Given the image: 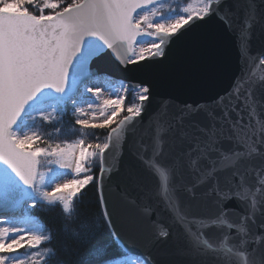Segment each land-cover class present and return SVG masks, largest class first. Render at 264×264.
I'll return each instance as SVG.
<instances>
[{"label":"snow or ice","instance_id":"6c2138e0","mask_svg":"<svg viewBox=\"0 0 264 264\" xmlns=\"http://www.w3.org/2000/svg\"><path fill=\"white\" fill-rule=\"evenodd\" d=\"M36 2L37 0H0V165L5 166L26 189L35 194L34 198L25 202V208L48 211L53 206L61 205L65 225L80 221L81 214L73 206L74 202L79 201L90 183L98 184L99 202L104 208L103 217L108 222L112 236L119 240V233L112 223V213L108 211V197L104 194L106 179L103 173L107 171L104 157L106 151L113 147L118 150L125 135L140 122L151 92L148 85L121 83L110 98L102 99L103 89L93 82L95 74L91 69L94 62L109 51L124 67L164 57L166 45L180 32L213 14L221 15L222 10L218 7L220 0H201V6L195 11L190 7L179 10L188 13L187 16L178 14L177 10L171 9L163 0H71L66 4L65 0H43L39 14L29 8ZM57 8L60 10L57 11ZM44 9L51 11L45 14ZM226 15L227 12L224 11L221 18ZM166 16L175 19H166ZM258 59L264 65V55ZM77 76L80 78L79 83L75 79ZM131 92L136 95L125 108L127 94ZM231 97L232 93H228L211 105L185 106L176 120L183 123L185 117L200 110L212 121H220L221 126L228 122L236 129L242 124V119L237 112L238 118L232 122L230 111L236 110L238 100L243 99L247 103L250 96L238 95L236 99ZM98 100H102L99 105L96 104ZM69 104L75 113L82 112L79 105H87L92 112L91 120L78 118L75 124L82 129L105 130L107 135L103 142L86 144L84 140H80L76 145L68 147L55 144L44 148L38 146L41 138L35 132L25 131L20 134L15 130L14 126L25 118V112L30 107H34V113L47 121L52 119V113L63 111ZM213 105L222 108V116L214 115L210 110ZM97 109L99 116L95 114ZM196 128L199 132L208 134L205 128L198 125ZM162 139L158 130L154 156L162 155ZM241 139L246 140L247 150L237 155L261 157V164L253 165L251 170L259 171L264 176V151L261 150L264 148V130H261L259 136L253 132ZM215 142L214 138L211 143L202 142L200 136L193 135L189 138L191 146L183 153L187 158V167L195 178V183L185 186V191L192 199L203 202L208 213L206 218L189 220L186 213L182 215V210L177 209L173 203L167 186L161 194L171 205L175 213L174 219L186 228L193 224L199 229L220 227L225 225L226 215L237 217L227 226L236 229L240 238L238 247L224 248L222 245L213 249L202 235L193 233V247L197 251L201 248L211 250L221 264H264V220L258 221V216L264 217V178L258 181V187H244L247 172L237 171L222 185L220 178L215 175L217 169L200 166L202 159H209L210 152L219 151L213 146ZM42 156L48 158V164L71 170L78 178L56 181L51 187H45V171L53 173L56 170L48 167L41 171ZM93 156L100 160L99 178L88 174V165L93 164ZM149 166L167 181L166 170L174 171L179 166V159L172 164L163 165L149 162ZM202 184L207 185L206 191L197 193V187ZM18 195L14 184L5 182L0 185V208L10 207ZM119 196L128 205L137 206L136 201L130 199L125 192H120ZM232 197H240L244 201L242 214L222 207L223 202ZM213 207L216 209L215 214L212 212ZM140 211L147 217V207ZM33 220L39 225L38 228L27 224L20 228L16 226L17 223L10 222L8 216H0V224L7 225L0 227V264H28L29 261L31 264H51L44 257L55 255L52 248H44L39 252L33 250L41 246L42 242L51 243L55 236L45 235L44 226L38 219ZM151 223L155 229L153 240L167 237L168 232L157 221ZM102 227L100 223L84 219L79 223L77 234L87 239ZM153 240L145 239V248ZM22 248L32 252V257L21 259L19 250ZM97 255L101 257L100 264H132L127 250L121 254L127 257L124 260L103 259L101 251ZM59 264L66 262L61 261ZM136 264L153 262L148 256H136Z\"/></svg>","mask_w":264,"mask_h":264},{"label":"water","instance_id":"95a60500","mask_svg":"<svg viewBox=\"0 0 264 264\" xmlns=\"http://www.w3.org/2000/svg\"><path fill=\"white\" fill-rule=\"evenodd\" d=\"M218 7L221 15L227 12L224 18L213 14L195 22L166 45L164 57L124 67L109 51L98 58L91 69L94 78L104 75L126 84L150 86L151 95L140 122L125 135L118 150L113 147L106 151L104 167L107 171L103 175L108 211L120 236L118 242L131 255L148 256L153 264H221L211 250L197 251L193 247V233L202 235L213 249L222 245L238 247L240 243L236 229L227 226L236 216L226 215V223L220 227L199 229L193 224L186 228L174 219L171 205L161 194L167 186L176 208L182 210V215L186 213L189 220L204 219L208 215L203 202L192 199L185 191V186L195 183L183 155L191 146L190 137L197 135L202 142L209 143L215 139L213 146L219 151L210 152L209 159H202L200 166L217 169L215 175L222 185L237 171L247 172L244 187H258V181L264 178L259 171L251 170L253 165L261 164V157L237 155L247 150L242 137L253 132L259 136L264 130V65L258 59L264 55V0H220ZM75 79L80 82L78 76ZM228 93H232L231 99L238 95L250 96L247 103L238 100L236 110L230 111L232 122L237 120V112L242 119L236 129L228 122L221 126L220 121H212L200 110L185 117L183 123L176 120L185 106L211 105ZM210 110L216 116L223 115L221 107L213 105ZM196 125L208 130V134L199 132ZM158 130L163 138L162 155L154 156ZM177 159L179 166L172 172L166 170L167 181L149 166V162L163 165ZM100 175L101 172L98 178ZM5 182L14 184L19 195L10 207L0 208V215L17 212L30 196V190L0 165V185ZM206 188L207 185L202 184L196 191L200 193ZM120 192L134 199L137 206L123 202ZM144 207L149 210L147 217L140 211ZM222 207L242 214L244 201L232 197L225 200ZM212 212H216L214 207ZM154 220L168 232L167 237L153 240L155 229L151 222ZM259 220L264 217L258 216ZM145 239L153 240L147 248L143 243Z\"/></svg>","mask_w":264,"mask_h":264},{"label":"trees","instance_id":"16d2710c","mask_svg":"<svg viewBox=\"0 0 264 264\" xmlns=\"http://www.w3.org/2000/svg\"><path fill=\"white\" fill-rule=\"evenodd\" d=\"M189 0H165L171 9L177 10L179 13L180 7ZM71 0H65V4ZM43 0H37L36 3L29 6L30 11L39 14ZM57 11L60 9L57 8ZM51 9H44L47 14ZM128 99L124 105L126 108L128 103H131L135 95L133 92L127 94ZM71 105H66L63 111L52 113V119L42 120L38 115L31 117L28 120V128L31 132H35L41 139L38 146L49 148L54 145L52 136L57 132L63 130L73 123V116L71 114ZM126 114V113H122ZM21 122L16 126V130L22 129ZM30 132V133H31ZM94 133V134H93ZM107 133L101 129H83L79 133V141L84 140L86 144L103 142ZM93 164L88 165L90 171L89 175L98 178L100 169V160L97 156L92 158ZM73 178H78L77 174L73 173ZM74 207L77 208L81 214L80 221L65 225L62 218V206L56 205L51 207L48 211H43L40 208H26L24 217L28 219L30 225L37 228L39 225L33 219H38L42 226H44V234H52L55 239L51 243L42 242V248H52L55 255L52 257L45 256L44 259H49L51 264H59L64 261L66 264H100L101 257L97 255L98 251L103 252V259L120 258L124 251L119 242L112 236L111 230L108 228L107 221L103 217L102 205L99 202L98 184L90 183L84 190L83 195L78 202H74ZM31 217L33 219H31ZM87 219L88 221H95L103 225V227L94 234L85 239L82 235L77 234L79 230V223ZM42 264V262H41Z\"/></svg>","mask_w":264,"mask_h":264},{"label":"rangeland","instance_id":"374dc122","mask_svg":"<svg viewBox=\"0 0 264 264\" xmlns=\"http://www.w3.org/2000/svg\"><path fill=\"white\" fill-rule=\"evenodd\" d=\"M201 6V0H189L187 3L183 4L181 9H184L186 7H190L193 11L197 10L199 7ZM178 14H183L185 16L188 15V13H184L182 11H180ZM166 19H175V17H168L166 16ZM94 83H96L98 86L102 87L103 89V98H110L111 93L114 90H118L119 89V85L123 82H117V81H113L112 79H107L104 76H98L96 78H94L93 80ZM134 95H136V93L134 92ZM100 103H102V100H98L96 101V104L99 105ZM71 105V104H70ZM82 108V112L81 113H75L74 109L71 108V114L73 116V123H71L70 126L66 127L63 132H57L52 136V140L55 144H60L62 147H68L70 145H76L79 142V133L82 132V128L80 126H77L75 124V120L78 118H84V119H89L91 120V116H92V112L87 108L86 104H82L79 105ZM72 107V106H71ZM36 111V109L33 107L30 110H28V112L25 114V118H23L21 124L23 126L22 129L20 130H15L22 134L23 132L27 131V132H31L30 129L28 128L27 124H28V120L35 116L36 113H34ZM49 112H51V109L48 110ZM97 116H99V109L96 110L95 113ZM53 145V146H54ZM41 160V164H40V170L41 171H45L48 167L54 168L56 170V172L53 173H47L45 171V180H44V186L45 187H51L52 184L56 181H60L62 182L65 179H73V173L71 172V170H67V169H61L59 168L58 165L55 164H48V158L46 157H40ZM35 197V194L33 192H30V197L29 199H32ZM28 199V200H29ZM25 203L22 204L19 208V210L15 213H10V214H2L0 216H8L9 217V221L12 223H17V227L20 228H24L25 224H27L29 227L32 228H37L34 225H30L28 219H25L24 214H25ZM7 225L5 224H0V227H6ZM44 248L42 247H37L36 249H34L33 251H42ZM20 251V255H21V259H24L25 257H32V252L28 251L26 248H22L19 250ZM131 255V254H130ZM38 259V258H36ZM119 260H124L127 259V257H120L117 258ZM131 259H132V264H136V256L131 255ZM28 264H31V261L28 262Z\"/></svg>","mask_w":264,"mask_h":264}]
</instances>
